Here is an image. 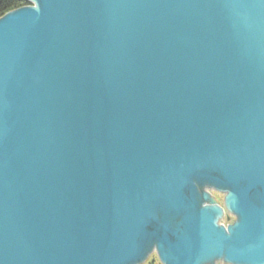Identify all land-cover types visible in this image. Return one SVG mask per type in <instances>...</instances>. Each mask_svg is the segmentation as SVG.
Returning a JSON list of instances; mask_svg holds the SVG:
<instances>
[{"label": "water", "instance_id": "95a60500", "mask_svg": "<svg viewBox=\"0 0 264 264\" xmlns=\"http://www.w3.org/2000/svg\"><path fill=\"white\" fill-rule=\"evenodd\" d=\"M28 1L0 17V264H264V0Z\"/></svg>", "mask_w": 264, "mask_h": 264}, {"label": "rangeland", "instance_id": "374dc122", "mask_svg": "<svg viewBox=\"0 0 264 264\" xmlns=\"http://www.w3.org/2000/svg\"><path fill=\"white\" fill-rule=\"evenodd\" d=\"M208 191L212 194V196L214 197L218 205H220L221 207H224L223 206L224 193L215 191L214 189H209ZM232 220H233V216L229 212H227L225 209H223V214H222L221 219L219 220V223H223L227 225V223L231 222ZM138 264H164V263L160 260L157 254L156 248L153 246H149V251L146 255V258L141 263H138ZM214 264H230V263L214 261Z\"/></svg>", "mask_w": 264, "mask_h": 264}, {"label": "trees", "instance_id": "16d2710c", "mask_svg": "<svg viewBox=\"0 0 264 264\" xmlns=\"http://www.w3.org/2000/svg\"><path fill=\"white\" fill-rule=\"evenodd\" d=\"M29 4L30 2L28 0H0V17L8 11L27 6Z\"/></svg>", "mask_w": 264, "mask_h": 264}, {"label": "flooded vegetation", "instance_id": "af4514ba", "mask_svg": "<svg viewBox=\"0 0 264 264\" xmlns=\"http://www.w3.org/2000/svg\"><path fill=\"white\" fill-rule=\"evenodd\" d=\"M206 189V191H208L209 189H213V188H209V186H206V187H204V190ZM209 192V191H208ZM210 193V192H209ZM211 194V193H210ZM211 197H212V199H213V201L215 202V203H217L216 201H215V199H214V197L212 196V194H211ZM207 204H210L209 202H207ZM218 204V203H217ZM228 219V218H227ZM234 219V218H233Z\"/></svg>", "mask_w": 264, "mask_h": 264}, {"label": "bare ground", "instance_id": "6f19581e", "mask_svg": "<svg viewBox=\"0 0 264 264\" xmlns=\"http://www.w3.org/2000/svg\"><path fill=\"white\" fill-rule=\"evenodd\" d=\"M203 264H214V260L206 261V262H204Z\"/></svg>", "mask_w": 264, "mask_h": 264}, {"label": "built area", "instance_id": "2783aa9c", "mask_svg": "<svg viewBox=\"0 0 264 264\" xmlns=\"http://www.w3.org/2000/svg\"><path fill=\"white\" fill-rule=\"evenodd\" d=\"M233 220H234V219H233ZM233 220H232V221H233ZM232 221H231V222H232ZM231 222L227 223V225H229ZM220 224L223 225L224 227L227 226V225H225V224H223V223H220Z\"/></svg>", "mask_w": 264, "mask_h": 264}]
</instances>
